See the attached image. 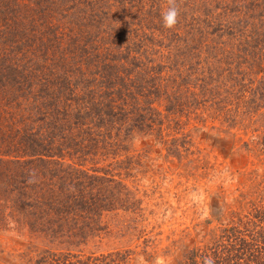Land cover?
Segmentation results:
<instances>
[{
  "label": "trees",
  "instance_id": "trees-1",
  "mask_svg": "<svg viewBox=\"0 0 264 264\" xmlns=\"http://www.w3.org/2000/svg\"><path fill=\"white\" fill-rule=\"evenodd\" d=\"M215 1L175 0L179 22L168 29L161 13L170 0H159L147 21L155 30L154 41L165 50L164 60L147 68L138 50L139 36H127L120 48L115 34L121 28L112 25L114 32H107L100 7L91 12L96 22L90 27L85 15L77 25L69 0H0V119L12 116L8 127L0 123V227L7 221L18 223L45 244L66 247L40 250L34 264H110L106 258L112 254L82 256L75 250L99 227L104 211L138 208L142 201L102 162L116 163L134 126H152L145 112L151 111L154 120L161 114L152 106L156 100L163 102L165 114L178 113L183 101L176 106L168 102L181 93L198 104L212 92L200 82H189L181 58L184 62L188 55L197 57L223 42L235 50L243 43L239 46L247 50L250 86L247 109L263 126L255 137L264 148V0L256 6L254 0L247 1V35L234 40L213 32ZM112 7L119 14V2L111 6V16ZM195 7L201 9L199 19L195 16L185 26L181 21ZM89 27L96 29L92 40L85 30ZM77 32L86 36L75 44ZM110 35L109 59L105 50H89ZM131 46H138L137 52ZM128 65L137 68L125 71ZM253 179L247 213L228 225L220 223L204 244L187 251L183 264H205L208 259L214 264H264V178Z\"/></svg>",
  "mask_w": 264,
  "mask_h": 264
},
{
  "label": "rangeland",
  "instance_id": "rangeland-1",
  "mask_svg": "<svg viewBox=\"0 0 264 264\" xmlns=\"http://www.w3.org/2000/svg\"><path fill=\"white\" fill-rule=\"evenodd\" d=\"M158 1L69 0L73 3L69 10L77 25V20L85 15L92 27L96 17L91 12L100 7L101 19L109 26L106 31L114 32L112 25L121 28L115 34L120 48L125 46L121 43L127 36H139V49H130L141 50L143 63L149 68L154 61L164 60L161 56L165 50L154 41L155 30L147 21L148 11L156 10ZM216 1L217 24L213 32L217 37L234 40L247 35L248 0ZM116 2L120 12L115 13L112 7L111 16L109 10ZM251 4L256 6L257 0ZM161 6L164 9L165 4ZM199 9L187 11L192 17L181 22L185 26L193 24L195 16L199 19ZM90 27L85 30L92 40L96 29ZM81 36L86 35H74L75 44L83 40ZM111 38L112 35L105 37L100 44L88 42L92 45L89 50H105L104 56L109 59L106 48L108 40L113 41ZM241 44L235 50L223 42L216 44L215 50H201L197 57L188 55L189 60L184 62L181 58L180 68L189 82H200L212 92L201 96L198 104L181 93L179 99L168 102V106L174 102L172 106H176L183 101L178 113L165 114L163 102L156 100L152 106L161 114H155L154 120L151 111L145 112L152 126H134L128 147L119 152L116 163L111 166L110 160L102 162L117 178L132 186L142 202L134 209L104 211L98 219L99 227L75 250L77 254L79 250L82 256L112 254L106 258L110 264H183L187 251L204 244L220 223L228 225L247 213L248 185L253 178H264V148L255 137L263 132V126L247 109V50ZM134 67L137 68L128 65L124 70ZM147 80L151 81L149 77ZM11 118L0 119L3 128L10 125ZM63 245L45 244L21 224L7 221L0 227V264H34L40 250L49 247L65 251Z\"/></svg>",
  "mask_w": 264,
  "mask_h": 264
},
{
  "label": "clouds",
  "instance_id": "clouds-1",
  "mask_svg": "<svg viewBox=\"0 0 264 264\" xmlns=\"http://www.w3.org/2000/svg\"><path fill=\"white\" fill-rule=\"evenodd\" d=\"M180 10L175 4V0H170L169 7L162 11L161 17L163 20V26L168 29H173L179 22ZM205 264H214V261L208 259Z\"/></svg>",
  "mask_w": 264,
  "mask_h": 264
}]
</instances>
